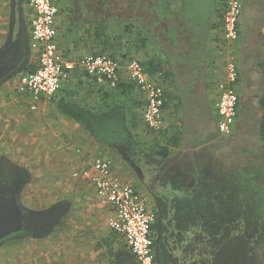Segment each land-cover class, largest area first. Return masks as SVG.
Instances as JSON below:
<instances>
[{
    "label": "rangeland",
    "instance_id": "rangeland-1",
    "mask_svg": "<svg viewBox=\"0 0 264 264\" xmlns=\"http://www.w3.org/2000/svg\"><path fill=\"white\" fill-rule=\"evenodd\" d=\"M179 1L175 0L178 9ZM9 2L10 0H0V47L3 46L9 34L11 22ZM143 2L145 3L144 0ZM66 3L73 4L74 9L77 10L75 13L64 14L66 21L61 31L60 41L67 57L81 58L100 50L99 42L95 41L93 37L96 24L93 28L87 29V27H74L69 23V20L73 18L76 22L83 24L92 17L100 18L105 23L110 22L106 32L109 37H124L123 40L112 43L120 60L126 62L135 59L143 62L159 54L154 40L142 45L138 39L140 32L144 36L147 35L137 25L138 21L142 20V23L148 27L152 26L155 21L147 5H140L136 0H65ZM250 3L251 0H247L244 7L245 12L249 8L252 10L255 7ZM146 4L149 3L146 2ZM86 6L90 11L86 10ZM28 13L27 9L25 11L27 20H29ZM132 21L135 23H133L132 30H129L131 34H124L125 26ZM26 29L29 36L28 58H33L30 30L28 27ZM154 31L158 34V26H154ZM157 38L162 39L160 34L157 35ZM123 55H126L127 59L123 60ZM23 73V66H19L11 75L5 77L0 85L3 84L2 87L10 86V92L15 93ZM81 75L79 79L75 77V74L72 75L58 95L44 106L47 107L45 114L42 115L44 118H52L56 115L58 111L55 101L63 96L72 97L95 109L113 102H125L121 99L123 94L120 90L100 87L87 76ZM163 85L165 89L169 90L166 82ZM2 87L0 86V89ZM134 91L137 94H134ZM200 91L199 95L203 96L204 92ZM15 94V100L4 101V104L0 103V157H5L29 174V182H25L21 190L20 205L27 210L38 212H46L45 210H50L61 202L70 204V208L73 207L77 198L74 187L77 185H74L75 183L71 179L69 162L64 163L65 158H60L59 154H56V150L52 148V138L44 137V140L39 141L41 138L37 133L39 126L38 130L36 129L34 132V127L40 122L36 116L39 112L35 111V113L30 110L31 101L24 94L19 91ZM253 94L255 97L252 98L250 104H241L235 132L230 137L220 136L218 133L217 137L212 136L213 134H209L206 124L200 126L195 121L193 124H189L192 128L185 135L183 132V138L180 139L177 150L176 148L172 149L170 143L171 138L169 137L172 136V132H169L168 136L167 134L152 133L146 128L143 121L139 120L134 128L138 139L144 141L149 150L158 148V145L169 147V156L162 159L156 155V157L147 158L144 163L123 161V158L115 153V156H112V162L117 161V158L124 165V168L120 172L117 171V174L120 177L122 175L126 177V181L139 190L150 211H153L152 195L159 196L163 201L167 200L170 207L177 204L176 208L170 211V219L164 223L166 232L164 231L161 235L158 253L160 264H264V205L258 206V203L255 202L252 206L251 195L246 191L243 193L245 196L235 195L234 199L229 202L232 222L227 225L224 221L228 206L227 197L223 196L225 188H218L220 197H214V199L211 197L212 191H214L212 189L216 188V183L221 182L222 185L231 183L230 186L241 183L245 188L248 184L251 186L253 182L250 174L257 170H263L259 139L261 112L258 102L255 101L256 98H261L263 93ZM127 97L130 98L127 104L129 106L133 104L134 108L132 109L142 117V108L134 104H139L143 96L138 90H132ZM201 113L203 120L206 118L205 109ZM43 127H48V125ZM196 128L206 129L208 134L205 135L206 132H203L206 138L202 137L201 142L194 140L192 143ZM79 135L81 146H86L91 151L98 150L89 135H81V133ZM43 144L46 145L43 146ZM76 151H79L78 154L82 152L81 149ZM103 152L101 155H108L105 153L106 150ZM211 153L213 156L217 155V159L211 157ZM184 160L187 162L186 167L179 166L178 168L183 170L187 168L188 172L185 170L187 173H181L180 171L174 173L173 176L169 174V177L167 173L170 170L165 167L177 166L174 164L179 162L183 165ZM115 164L119 165L120 163L117 161ZM194 164L202 165L204 169L192 167ZM122 165L120 164L121 168ZM209 177H214L217 181L214 183L213 179H209ZM177 181H183L184 185H188L189 188L201 187V189H196L197 192H194L195 189H190L194 195L189 198L185 196V186L182 183L178 184ZM263 182L262 179L258 181V183ZM258 183H256L257 186H259ZM90 188L92 187L90 186ZM86 195L90 197V194ZM193 200L195 203L192 205ZM185 201L190 202V205H185L183 208L182 203ZM92 205V202L89 201H83L79 206L75 205L74 210H71L60 223L38 238L32 235H22L6 241L0 247V264H84L82 260L76 263V260L70 259L71 256L75 257L76 255V252H72L76 248V237L84 242L97 238L99 244L97 248L101 251V259L104 256L108 260L114 259L112 261L115 262V258L122 250V244L119 237L109 228L106 219L111 215L107 214V218H98L101 219V223L97 229H89L90 222L97 218V215H93L90 211ZM254 207L257 212H254ZM197 219L199 220L197 221ZM256 220L258 224H256ZM215 223L218 229H216ZM209 226L214 228L215 233L212 236L206 232V228ZM209 236L212 237L211 241L214 238V243L210 242ZM210 248L213 249L212 252H210ZM66 256L69 259L65 262L64 257Z\"/></svg>",
    "mask_w": 264,
    "mask_h": 264
},
{
    "label": "built area",
    "instance_id": "built-area-1",
    "mask_svg": "<svg viewBox=\"0 0 264 264\" xmlns=\"http://www.w3.org/2000/svg\"><path fill=\"white\" fill-rule=\"evenodd\" d=\"M28 7L31 12V48L37 69L20 77L18 90L31 99L33 111L42 101L55 98L63 84L79 69L102 86L116 88L119 85L124 70L119 61L107 55H87L73 60L61 50L57 0H28ZM242 11L243 0L225 1L222 38L227 46H233L240 39ZM125 71L129 81L144 96V124L150 131L161 133L165 128V88L153 80L137 60L130 61ZM238 80V61L231 53L227 57L225 78L218 84L219 96L215 103L217 130L224 137H230L235 132L240 106L236 89ZM73 178L91 183L102 204L110 208L109 227L124 238L138 264H158L152 232L155 215L147 208L136 187L114 175L112 161L96 158L85 169L74 172Z\"/></svg>",
    "mask_w": 264,
    "mask_h": 264
},
{
    "label": "crops",
    "instance_id": "crops-1",
    "mask_svg": "<svg viewBox=\"0 0 264 264\" xmlns=\"http://www.w3.org/2000/svg\"><path fill=\"white\" fill-rule=\"evenodd\" d=\"M144 1L145 3L143 2V0H136L138 4L140 3V5H143V6L147 5V7H149L151 10V7H152L151 1L150 0H144ZM225 1L226 0H217L218 9L222 10L224 8ZM146 2H148L149 4H146ZM246 2L247 0H243V11H242V17H241V22H240V39L233 46H227V44L222 38V35H223L222 21H220V24H219V21H217L214 18L215 21H217L216 22L217 25L211 32V38L208 44L209 46L208 57H207V61L204 67L205 80H202L200 82L193 83L192 85H190L188 81L189 68L187 66L183 67L179 73L184 76L185 80L183 82L179 81L178 83L173 80H169V79L166 80L169 90L167 89L165 90H167L169 94L167 97V106L164 107V115H165V125L167 128L166 134L168 136L169 132H172L171 134L172 136L169 138L171 139L174 138L173 141H170V143L172 144V149H175V148L177 150L179 149L178 147H179L180 141L179 143L177 142L175 144V140L177 139L180 140L181 138H183V132L185 135L186 132H188L192 128L189 124H193V122L195 121L198 124H200V126H204L206 124L209 130V134H213L212 136L215 135L217 137V133L219 134L217 130L218 116L215 111V103L219 96L218 84L221 81H223L225 78V68H226L227 57L229 56V54L231 53L234 54L238 61L239 80L236 85V89L240 97V103H239L240 106L241 104H250V102L252 101V98L255 97L253 93L262 92L264 96V0H251V3H250L251 6L255 5V7L252 10L249 8L247 12H245L244 10V7L246 6ZM57 5L60 11L58 22H57L58 29H59L58 41H59L61 50L66 55V52L62 48V44L60 41L61 31L66 21L65 19L66 15L64 14H67L68 12L75 13V11L77 10L74 9L75 6L73 4H70V3L65 4V0H57ZM172 7H173V10L178 9V7L176 8L175 0H173L172 2ZM179 7H180V1H179ZM87 8L88 6H86V10L90 11V9L89 8L87 9ZM27 9L29 10L28 0H26L25 11ZM27 17H29V20H30L31 18L30 10H29V13L27 14ZM72 19L69 20L70 25L72 24ZM95 19H98V18L92 17L86 20L85 22H83V24H81V22H77V27L78 28L87 27V29L90 27L93 28L95 25L93 21ZM29 20H27V18L25 17L24 25L28 27V29L30 30ZM26 21H27V24H26ZM101 21L103 23L105 22L104 20H101ZM11 26L12 24H10V27H9V34L7 36V40L9 39V36H10ZM29 35H30V32H29ZM13 36H14V33H13ZM7 40L5 41L3 46L0 47V50L3 49ZM71 59L78 60L79 58H76V59L71 58ZM27 60H28V63L24 64L25 66H23V71L26 68H28V66H30L31 63L35 62L36 57L34 55L33 58L32 57L27 58ZM74 74L75 72L72 75ZM81 74H84V73L79 71V73L75 74V77L79 79L82 76ZM72 75L70 76V78L72 77ZM67 82L63 84L62 86L63 88ZM0 86L2 87L3 84ZM9 88L10 86L2 87V89H0V103L2 102V104H4V101L6 102V101L15 100V97H16L15 93L19 91L18 87L16 88L15 93L10 92ZM200 90L204 92L203 96L199 95V92H201ZM182 91H183V94L181 93ZM188 91H190V93H187ZM138 92L141 94L139 90ZM134 94H137V93L134 91ZM263 96L258 99L256 98L255 101L258 102V104H260V100L263 98ZM26 98L31 101V99H29L27 96ZM121 99L125 100L126 103H129V100H130V98L124 95L121 96ZM81 103L85 104L83 102ZM48 104H49V101H42L41 103H39L38 109L35 110L39 112V114L36 116L38 117L40 122L36 125V127H34V132H36V129L39 126L38 128L39 130L37 129L38 130L37 133H39V137H41L39 138V141L44 140V137L52 138L53 140L52 148L56 150V154H59L60 158H65L63 160L64 163L66 161L69 162V166L71 167V179L74 181L75 183L74 185H77L76 187H74L75 192L77 193V198L75 199L76 202L73 203V207L70 208V204H65L63 202L58 203L55 206H58V210L60 208L61 210L67 209V213L63 216L64 218L67 216V214L71 212V210H74L75 205L79 206L81 202L83 201L92 202L93 205L90 211H92L93 215L95 216L97 215V218L90 222L88 228L97 229L99 223H101L100 222L101 219H98V218L100 217L107 218V214L108 216L109 214L112 216L111 210L109 207L102 204L101 200L98 198L91 183L87 182L84 179H74L73 173L85 169L96 158L101 157L104 159L111 160L114 153L106 150L107 152L105 153L106 154L108 153V155L107 156L101 155L105 149L96 145L94 142H93L94 145L98 149L96 151L95 150L91 151L86 146L85 147L81 146L79 142V136H80L79 133H81V135L85 133L83 132V130L80 128L79 125L75 124L68 118L62 116L59 113L58 109H57L58 112H56V115L52 118H44L42 116L43 114H45L47 110V107H44V106ZM32 105L33 104L31 101L30 110H32L31 109ZM203 109H205L206 111V115H205L206 118L202 120L201 111ZM259 109H260V106H259ZM260 112H261V109H260ZM44 125H48V127H43ZM206 126L205 128H207ZM196 130L197 131L195 132V135L192 137V143L194 140L201 142L200 139H202V137L206 138L205 135L208 134V132H206V129L199 130L196 128ZM203 132L204 133L206 132L205 135L203 134ZM218 138L221 139L220 137ZM219 142H222V141L219 140ZM173 144H175L174 147H173ZM44 145L46 144H43V146ZM195 146H198V145H195ZM78 149L82 150L81 154H78V152L76 151ZM176 157L179 158L178 155H176ZM211 157L217 159L218 156L217 155L213 156V154L211 153ZM70 158H73V159H70ZM0 160H7V159L1 156ZM116 160L118 161V163L122 165L119 159L116 158ZM117 161L112 162L113 163V173L115 176L120 177L117 174L118 173L117 171L120 172L121 169L124 168V165H122V168H121L120 164L119 165L115 164ZM6 162L22 170L25 176L27 177L26 182H29L28 181L29 174L27 173V171H24L23 169H21L14 163L10 162L9 160H7ZM174 165H177L179 167L180 162ZM170 168H175V167H173L172 165L167 169L170 170ZM120 178L126 181L125 179L126 177H124L123 175ZM90 186L92 188H90ZM87 193L90 194V197H87L86 195ZM165 204L168 207L169 204L167 200L165 201ZM50 210L48 209L45 211H50ZM111 216L108 219H106L108 223H109ZM111 232H113L115 235L119 237V239L121 240V244H122V250L118 253L117 257L115 258V262L112 261L114 259L108 260L104 256H103V259H101V255H100L101 251H99V249L97 248L99 245L97 238H93L91 240H88L87 242H84V241L78 240V237H76L75 239L76 248L73 249L72 251V252H76V255L75 257L71 256L70 259L76 260V263H79L77 261L82 260L84 264H138L135 256L130 252L124 238L112 230ZM68 259H69L68 256L64 257L65 262ZM165 264H170V263H165Z\"/></svg>",
    "mask_w": 264,
    "mask_h": 264
},
{
    "label": "trees",
    "instance_id": "trees-1",
    "mask_svg": "<svg viewBox=\"0 0 264 264\" xmlns=\"http://www.w3.org/2000/svg\"><path fill=\"white\" fill-rule=\"evenodd\" d=\"M150 1L152 3L151 12L155 21L150 27L143 24L142 20L138 21L137 25H139L141 29H143L147 34L144 36V34L140 32L138 34V39L142 45L147 44L150 40H154L159 54L143 62H139L144 66L151 78L157 81L163 87V84H165L166 80L168 79L178 83L179 81L183 82L185 80L184 76L179 73L180 70L185 66L189 68L188 81L190 85L205 80L204 67L208 57V44L211 38V32L216 27V22L219 21L220 24V21H222L224 8L222 10L218 9L217 0H180V7L178 10H173V0ZM214 18L217 21H215ZM101 20L102 19L98 18L93 21V23L97 25V27L94 28L93 37L95 41L97 40L99 42L101 48L100 50H96L91 55H107L119 61L121 65L125 63L123 64L124 66L122 65L124 67L122 78L116 88H110L109 86H102L98 84L95 79L91 78L84 72L83 75L90 78L100 87L120 90L124 96H127L128 93H131L132 90L138 89L140 91V89L134 83L129 81L128 74L125 71L127 64L135 59H130L124 62L119 59V55H117L113 49L112 43H116L115 41H121L124 39V37H109L106 32L110 22L103 23ZM133 23L135 22L132 21L125 26L123 32L124 34H131L129 33L131 32L129 30H132ZM72 25L77 27V22L74 19H72ZM154 26H158V34L161 35V40L157 38L158 34L155 33ZM122 57L123 60L127 59L126 55H123ZM36 69L37 61L35 60V62L31 63V65L24 70L23 75L35 72ZM79 71L81 70H76L75 74L79 73ZM181 93L183 94V91ZM187 93H190V91ZM168 94L169 92L165 90L164 107L167 106ZM55 104L59 113L75 124L79 125L83 132L89 135L96 145L104 148L105 150L111 151L116 155H119L126 162L132 163L135 161H141L140 163H144L147 158L156 157V155H159L162 159H166L170 154V148L167 146L158 145V148L149 150L145 142L139 140L134 132L137 122L139 120L143 121V113L145 108L144 96L142 97V100L139 102V104H134L135 106L142 108V117H140V114L135 113L132 110L133 104L129 106V104L125 102H113L95 109L93 107L87 106L86 104H82L72 97L63 96L62 98L56 100ZM259 106L261 109V121L259 126V139L261 142L260 159L263 163V170H257L253 174H250V177L253 181L251 186L248 184V186L244 188V185H241V183V186L239 184L230 186L231 183L222 185L220 182L218 184L216 183L215 189H212L214 191H212L211 197L214 199V197H220L218 188H225V190H223V196L227 197L228 206L224 221L227 225L232 222V214H230L231 207L229 206V202L230 200L234 199L235 195L238 194L245 196L243 193L246 191L249 195H251L250 202H253L251 203L252 206H254L255 202L258 203V206L261 204L264 205V182L258 183V181H261V179L264 181V96L260 100ZM166 131L167 128L165 125V128L159 134L166 135ZM173 140L174 138H172L170 141ZM179 141V139L175 140V144L177 142L179 143ZM175 144H173V147ZM183 163L185 164H180V166L186 167L187 162L184 161ZM194 166L198 167V169H201L202 167V165H192V167ZM177 169H179V172L181 170L185 173L188 172L187 168H184V170L181 168ZM202 169L204 168L202 167ZM209 179H213L214 183L217 181V179L214 177H209ZM195 181L196 180H194V182ZM195 183L198 184V182ZM256 183H258L259 186H257ZM183 186H185V196L189 198L194 195L190 189H195L194 192H197V190L201 189V187L189 188L188 185ZM185 202L182 203L183 208H185V205H190V202ZM194 203L195 202L193 200L192 205ZM176 206L177 204L174 205L175 208ZM254 212H257L255 207ZM198 220L199 219H197V221ZM197 224L199 227H201L199 222H197ZM256 224H258L257 220ZM210 228L211 231H209ZM216 229H218L217 224ZM206 232H209V235L211 236L215 233L212 226L206 228ZM211 236H209L210 242L214 243V238L211 241ZM212 251L213 249L210 248V252Z\"/></svg>",
    "mask_w": 264,
    "mask_h": 264
},
{
    "label": "water",
    "instance_id": "water-1",
    "mask_svg": "<svg viewBox=\"0 0 264 264\" xmlns=\"http://www.w3.org/2000/svg\"><path fill=\"white\" fill-rule=\"evenodd\" d=\"M13 33L12 24L9 39L3 49L0 50V82L11 75L19 65L28 63V60H24L29 56L27 50L29 36L26 26L23 24L22 38L14 40ZM24 185L23 181L10 188L0 189V247L8 238L12 236L18 238V235L23 232L33 233L35 238L44 235L60 223L67 213V209L61 210V208L57 212L46 211L44 213L23 208L19 199ZM41 224L48 226L43 230Z\"/></svg>",
    "mask_w": 264,
    "mask_h": 264
},
{
    "label": "flooded vegetation",
    "instance_id": "flooded-vegetation-1",
    "mask_svg": "<svg viewBox=\"0 0 264 264\" xmlns=\"http://www.w3.org/2000/svg\"><path fill=\"white\" fill-rule=\"evenodd\" d=\"M25 2L26 0H10L8 4L10 7V12H11L10 24H13V27H14V36H13L14 40H17L18 38L23 37V24H24L23 19L25 18V9H24ZM24 60H27V57ZM19 66H25V65L22 63ZM6 161L7 160H0V189L10 188L14 186L15 184H19L23 181L26 182L27 177L25 176L24 172ZM173 167L175 168H170V171H168L167 175L171 174L173 176L174 173H179V169H176V167L178 168V166H173ZM165 168H169V166ZM181 173H183L182 170H181ZM177 182L178 184L179 183H182L183 185L185 184L183 181H177ZM157 199H159L160 201H158ZM152 202H153L152 212L155 215V222L152 228V232H153V236L155 240V251H156V257H157V263L160 264L158 261V255H159L158 253L160 251L159 240L161 239V235H163L164 231L166 232V229L164 228V223L167 222V219H170V211L173 210L175 207H170V204L168 203L169 204L168 205L169 208H168L167 205L165 204V201L160 199L159 196L157 195L156 196L152 195ZM50 211L57 212L58 206H54L53 208H51ZM41 213H44V212H41ZM40 226L43 227V230H45L48 225L46 226L44 224H41ZM22 235H25V236L32 235L33 236V233L23 232V233H20L18 236H22ZM14 238L15 236L14 237L12 236L11 238H8L6 241L10 239H14Z\"/></svg>",
    "mask_w": 264,
    "mask_h": 264
}]
</instances>
